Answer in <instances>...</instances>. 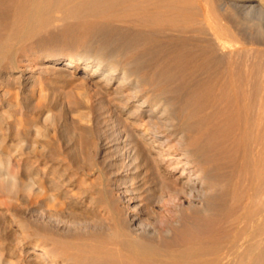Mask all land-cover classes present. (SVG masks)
I'll return each mask as SVG.
<instances>
[{
    "label": "bare ground",
    "instance_id": "bare-ground-1",
    "mask_svg": "<svg viewBox=\"0 0 264 264\" xmlns=\"http://www.w3.org/2000/svg\"><path fill=\"white\" fill-rule=\"evenodd\" d=\"M12 3L1 55L57 15L75 19L73 44L99 53L91 76L101 69V80L110 85L116 75V98L125 105L138 101V110L153 106L154 119L140 118L142 135L161 148L159 155L145 154L142 177L131 178L139 184L130 186L126 209L116 204L105 181L78 178V196L91 206L78 205L74 213L86 220L97 213L102 225L53 238L55 249L43 247L45 255L63 257L62 264H227L234 257L236 264H264V198L258 197L264 190V64L250 52L258 45L264 55V0ZM49 59L52 68L63 62L65 71L78 63L73 55ZM12 180L0 163V188ZM95 194L101 195L98 204H92ZM155 207L164 214L151 222ZM37 255L43 258L30 264H48L44 254ZM5 261L0 264L14 263Z\"/></svg>",
    "mask_w": 264,
    "mask_h": 264
},
{
    "label": "rangeland",
    "instance_id": "rangeland-1",
    "mask_svg": "<svg viewBox=\"0 0 264 264\" xmlns=\"http://www.w3.org/2000/svg\"><path fill=\"white\" fill-rule=\"evenodd\" d=\"M13 11L12 0L0 1L1 40L10 32ZM73 22L75 19L57 15L27 40L13 42V52L0 53V163L13 178L8 188H0L1 262L9 263L12 259L13 264H30L34 257L41 260L42 255L37 254H44L43 261L48 264H62L63 257L51 260L43 247L52 251L55 249L53 238L88 233L103 222L97 213L91 220L74 213L79 206L82 209L91 206L89 199L78 196L80 184L76 180L87 174L83 179L105 181L104 187L116 199V204L126 209V200L131 197L126 195L130 186L139 184L136 180L131 182V178L138 174L142 177L147 166L145 154L156 156L157 150H161L153 147L151 136L142 135L145 125L140 118L154 119L149 115L153 106L138 110V101L125 105V99L116 98L120 88L116 75L112 76L110 85L101 80V69L91 76L99 53L73 44L69 35L76 34ZM261 47L255 45L250 51L257 56L259 65L264 64ZM52 55L63 58L73 55L78 63L70 71L61 69L63 62L52 68L49 65ZM87 60L92 62L86 65L83 62ZM263 191L260 190L258 197L264 198ZM65 194L70 195L68 200L62 197ZM95 196L92 204L101 197ZM71 200L78 204L74 205ZM230 205L227 202L225 207ZM151 214L153 222L159 221L164 213L155 207ZM229 229L224 235L227 240ZM236 263L238 260L234 257L227 264Z\"/></svg>",
    "mask_w": 264,
    "mask_h": 264
}]
</instances>
